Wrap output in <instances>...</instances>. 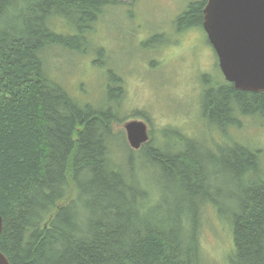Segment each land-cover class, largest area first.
Instances as JSON below:
<instances>
[{
  "label": "trees",
  "instance_id": "16d2710c",
  "mask_svg": "<svg viewBox=\"0 0 264 264\" xmlns=\"http://www.w3.org/2000/svg\"><path fill=\"white\" fill-rule=\"evenodd\" d=\"M120 1L0 0V251L10 264H202L209 205L228 212L230 264H264L258 149L173 126L132 149L114 128L124 117L119 75L96 106L51 76L46 51L86 54V29ZM205 1L187 3L179 31L201 27ZM205 86L200 110L220 127L246 113L264 121V91Z\"/></svg>",
  "mask_w": 264,
  "mask_h": 264
},
{
  "label": "rangeland",
  "instance_id": "374dc122",
  "mask_svg": "<svg viewBox=\"0 0 264 264\" xmlns=\"http://www.w3.org/2000/svg\"><path fill=\"white\" fill-rule=\"evenodd\" d=\"M189 1L121 0L86 29V33L91 30L86 54L59 47L46 51L49 72L72 96L94 106L105 99L107 80L111 72L116 73L125 93L120 101L123 121L115 129L124 130L126 122L139 120L147 124L149 135L173 126L221 145L238 140L259 150L264 171V121L246 113L236 126L220 127L216 119L202 115L203 87L216 90L215 84L225 80L202 27L183 31L176 27L175 19ZM59 29L73 32L65 22H60ZM99 47L101 55L95 51ZM134 111L139 114L128 117ZM219 210L207 205L202 211V264H230L231 229L221 221L228 212Z\"/></svg>",
  "mask_w": 264,
  "mask_h": 264
},
{
  "label": "water",
  "instance_id": "95a60500",
  "mask_svg": "<svg viewBox=\"0 0 264 264\" xmlns=\"http://www.w3.org/2000/svg\"><path fill=\"white\" fill-rule=\"evenodd\" d=\"M201 26L224 79L238 90L264 91V0H206ZM124 130L132 149L148 140L143 121L126 122ZM0 264H10L1 251Z\"/></svg>",
  "mask_w": 264,
  "mask_h": 264
}]
</instances>
